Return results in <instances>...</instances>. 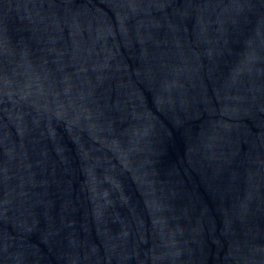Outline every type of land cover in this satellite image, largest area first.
I'll return each instance as SVG.
<instances>
[{
  "label": "water",
  "instance_id": "1",
  "mask_svg": "<svg viewBox=\"0 0 264 264\" xmlns=\"http://www.w3.org/2000/svg\"><path fill=\"white\" fill-rule=\"evenodd\" d=\"M0 264H264V0H0Z\"/></svg>",
  "mask_w": 264,
  "mask_h": 264
}]
</instances>
